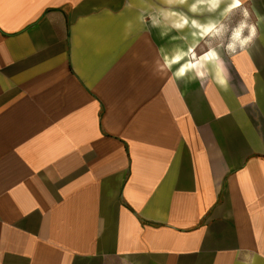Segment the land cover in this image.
<instances>
[{
    "label": "crops",
    "instance_id": "crops-1",
    "mask_svg": "<svg viewBox=\"0 0 264 264\" xmlns=\"http://www.w3.org/2000/svg\"><path fill=\"white\" fill-rule=\"evenodd\" d=\"M135 1L0 0V264H264V37L191 55L247 0Z\"/></svg>",
    "mask_w": 264,
    "mask_h": 264
},
{
    "label": "rangeland",
    "instance_id": "rangeland-1",
    "mask_svg": "<svg viewBox=\"0 0 264 264\" xmlns=\"http://www.w3.org/2000/svg\"><path fill=\"white\" fill-rule=\"evenodd\" d=\"M127 2V1H125ZM131 0V6L135 3ZM147 6H158L163 9H176L178 12L188 15L199 20H206L205 18H215L216 15L209 14L204 17L199 15H189L187 7L178 6L174 0H143ZM214 31L205 37L203 43L195 49L191 55L196 56L203 53L204 50L217 49L221 47V51L228 57L234 56L237 53L243 52L246 47L253 44L256 40L264 37V0H247L244 5L236 10L228 12L216 23ZM255 27V37L243 48L240 47V40L250 34L252 27ZM178 42L171 43L175 50L177 46H185L186 44V30L179 32ZM232 44L233 49H229L228 45ZM6 187L3 183V194L5 195ZM5 203V202H4Z\"/></svg>",
    "mask_w": 264,
    "mask_h": 264
},
{
    "label": "clouds",
    "instance_id": "clouds-1",
    "mask_svg": "<svg viewBox=\"0 0 264 264\" xmlns=\"http://www.w3.org/2000/svg\"><path fill=\"white\" fill-rule=\"evenodd\" d=\"M194 9H195V5H193V10ZM254 37H255V27L253 26L252 29H251V31H250V34L247 37H245V38H243V39L240 40V47L243 48L250 41H252L254 39ZM228 48L229 49H233V45L232 44H229L228 45Z\"/></svg>",
    "mask_w": 264,
    "mask_h": 264
}]
</instances>
